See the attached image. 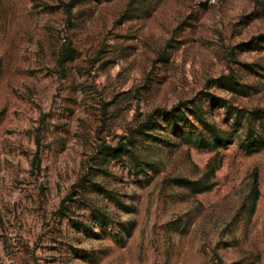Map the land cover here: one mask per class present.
I'll list each match as a JSON object with an SVG mask.
<instances>
[{"label": "rangeland", "instance_id": "374dc122", "mask_svg": "<svg viewBox=\"0 0 264 264\" xmlns=\"http://www.w3.org/2000/svg\"><path fill=\"white\" fill-rule=\"evenodd\" d=\"M0 264H264V0H0Z\"/></svg>", "mask_w": 264, "mask_h": 264}, {"label": "trees", "instance_id": "16d2710c", "mask_svg": "<svg viewBox=\"0 0 264 264\" xmlns=\"http://www.w3.org/2000/svg\"><path fill=\"white\" fill-rule=\"evenodd\" d=\"M73 2V0H71V3ZM184 106H186V103H182V104H180L178 107H174L171 111H168V112H163V114L165 115V116H169V115H175L176 116V118L178 119V117H180V116H182V114H180L178 111H180L181 110V107H184ZM190 112H192L191 114H192V116L194 117V123H198V122H204V120H203V118H202V116H201V113H202V111H199V109H193V110H190ZM157 115V114H156ZM153 119H154V114H151L149 117H148V122H146L145 123V125H144V127H146L147 128V125H148V123H150V124H153ZM209 128H210V130H213V127L211 126V125H209ZM214 133H213V135L215 136V131H213ZM216 139H217V136H216ZM202 140H204L203 138H202ZM218 140V143L219 144H224V141H222L220 138L219 139H217ZM246 140H249V137L248 138H246ZM196 146L197 147H207V146H209V143L207 142V141H198L197 143H196ZM250 146H256V145H250Z\"/></svg>", "mask_w": 264, "mask_h": 264}]
</instances>
